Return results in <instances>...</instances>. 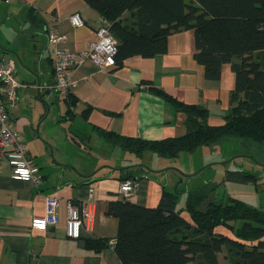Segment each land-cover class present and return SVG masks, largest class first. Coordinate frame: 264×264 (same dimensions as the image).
Masks as SVG:
<instances>
[{"label":"crops","instance_id":"obj_1","mask_svg":"<svg viewBox=\"0 0 264 264\" xmlns=\"http://www.w3.org/2000/svg\"><path fill=\"white\" fill-rule=\"evenodd\" d=\"M76 12L84 18L85 27L75 29L70 25L68 17ZM53 19H59L61 31L68 34L65 46L76 51L97 40L103 21L84 0H0V59L14 62L20 83L35 78L42 83L39 95L21 89L19 107L11 116L28 147L32 166L43 177L42 185L35 187L13 180L6 162L1 167L0 264H122L115 252L118 220L107 214L108 204L122 200L120 186L129 175L139 178L138 189L129 200L135 204L157 207L163 189H168L150 178L146 164H135L125 155H109L107 148L117 146L106 141L99 131L148 141L183 136L186 115L151 88L162 89L180 102L206 108L208 124L222 126L236 76L226 64L219 79L207 78L205 66L195 57L194 31L181 30L168 38L166 52L153 58L134 56L123 66L107 70L86 61L75 73L79 86L70 101L54 90L53 56L48 50L46 29ZM226 143L242 147L239 141L230 139L211 148L222 149ZM204 152L201 147L191 154ZM102 156L122 162L111 166L102 161ZM158 160L153 167L159 181V174L166 168H176L163 167ZM170 162L180 166L174 159ZM203 170H197L195 175ZM213 175L196 183L194 190L209 183H223L224 178L215 175V181ZM91 189L95 190L94 218L80 239L69 238L68 205L88 202ZM176 189L172 186L168 191ZM47 196L59 199V223L47 231L32 230L31 219L45 214ZM216 230L234 238L225 228ZM89 243L94 247L90 248ZM101 244H106L103 249Z\"/></svg>","mask_w":264,"mask_h":264},{"label":"trees","instance_id":"obj_2","mask_svg":"<svg viewBox=\"0 0 264 264\" xmlns=\"http://www.w3.org/2000/svg\"><path fill=\"white\" fill-rule=\"evenodd\" d=\"M97 11L118 41L116 66L131 57L153 58L167 50L168 38L193 30L198 63L206 77L219 79L224 65L236 76L222 126L208 124L206 108L178 101L162 89L151 91L186 115L183 136L148 141L99 131L114 146L143 157L177 159L204 146L236 139L245 147L264 144V0H84ZM129 12L130 17L124 18ZM67 98L71 101V95ZM138 177L128 176L124 180ZM123 180V181H124ZM226 181L253 182L256 176L227 172ZM216 183L188 192L163 189L157 207L130 199L110 202L107 214L118 220L115 252L122 264H264V211L229 198H210ZM186 212L190 221L183 216ZM225 228L234 238L216 232ZM106 244H101V249ZM88 246L94 247L93 243Z\"/></svg>","mask_w":264,"mask_h":264},{"label":"built area","instance_id":"obj_3","mask_svg":"<svg viewBox=\"0 0 264 264\" xmlns=\"http://www.w3.org/2000/svg\"><path fill=\"white\" fill-rule=\"evenodd\" d=\"M70 25L77 29L85 27V20L78 12L68 17ZM61 21L53 19L47 26L48 50L53 56L55 72V92L67 98L78 88L75 73L86 61L92 62L100 69L107 70L116 66L115 56L118 41L111 34L105 21L97 32V40L84 50H71L65 44L68 34L60 29ZM24 86L18 81L16 66L13 61L0 59V171L4 162L11 169V178L15 181L32 183L40 187L43 177L32 166L28 157V147L16 128L11 112L19 107V93ZM134 179L124 180L120 186L123 199H131L138 189ZM95 190L91 189L88 202L69 203L67 210L66 231L72 239H80L83 229L94 218L93 201ZM59 199L52 196L45 198V214L31 219L32 230L47 231L59 223Z\"/></svg>","mask_w":264,"mask_h":264},{"label":"rangeland","instance_id":"obj_4","mask_svg":"<svg viewBox=\"0 0 264 264\" xmlns=\"http://www.w3.org/2000/svg\"><path fill=\"white\" fill-rule=\"evenodd\" d=\"M129 17L130 13L127 12L124 15V18L128 19ZM100 141L104 146L106 145V142L102 138ZM233 141L237 140L233 139ZM234 147L231 143L224 144L222 149H213L211 147L204 146V153H198L196 155L182 154L180 156L182 160L174 159L177 164L180 163L179 167L176 166V164H172V162H170L172 160L170 159H159L158 161L162 162L163 167L172 166L176 168L170 170L166 168L165 172L159 174V181L157 175L154 173L156 169L153 167L155 166L154 162L158 159L157 156L155 157L152 153H146L143 157H138L130 151L125 152L119 147L111 148V146H109L107 149L109 150L108 154L111 156L123 158L125 155L126 158L131 157L135 164L144 163L149 166L150 178L154 179V182H156L159 186H165L168 190L172 186L173 188L176 187L178 191H180L178 199L179 209H183L185 207L188 192L195 189V184L205 180L204 177L207 178L208 175L214 174L213 178L215 181H217L215 175L218 178H224V180L223 183L216 184L215 190L211 193L209 199L213 201L215 200V202H227L229 198H235L264 211V144L254 143L248 147L236 145ZM210 148L211 150L209 151ZM114 149L115 152H113ZM102 158V161L108 162L111 166H115V164L116 166H120V163L122 162L121 159L113 157L111 160H106L103 156ZM182 161L185 164H182ZM126 162L127 164H131V162L128 163V160ZM209 167L212 168L207 169ZM241 167H244L243 172L245 174L256 176V180L253 182H232L225 180L227 172L237 171ZM255 167L257 169H255ZM202 168H204V170L196 176L195 173ZM188 175L190 177H187ZM180 179L184 180L183 183L180 182ZM183 216L190 221V217L186 212H183ZM220 258L224 264L223 255H220Z\"/></svg>","mask_w":264,"mask_h":264},{"label":"water","instance_id":"obj_5","mask_svg":"<svg viewBox=\"0 0 264 264\" xmlns=\"http://www.w3.org/2000/svg\"><path fill=\"white\" fill-rule=\"evenodd\" d=\"M22 85L24 86L25 91L31 95H39L42 90V83L38 78H35L31 82H23Z\"/></svg>","mask_w":264,"mask_h":264}]
</instances>
